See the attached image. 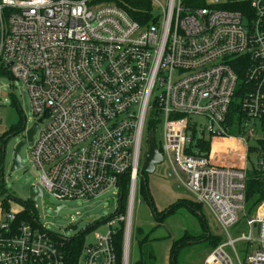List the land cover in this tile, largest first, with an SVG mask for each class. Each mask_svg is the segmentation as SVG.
Wrapping results in <instances>:
<instances>
[{"label": "built area", "instance_id": "obj_1", "mask_svg": "<svg viewBox=\"0 0 264 264\" xmlns=\"http://www.w3.org/2000/svg\"><path fill=\"white\" fill-rule=\"evenodd\" d=\"M116 1L0 0V74L24 84L42 119L30 147L42 196L88 200L116 189L118 197L125 179L129 189V209L107 233L90 239L96 223L67 238L38 219L20 221L26 208L6 199L0 179V264H70L64 247L75 237L84 239L76 264H130L151 118L169 176L224 232L202 264H264V203L249 215L246 200L249 150L264 140V0H132L149 4L137 9L142 19ZM242 82L233 134L228 117ZM243 220L248 234L233 238Z\"/></svg>", "mask_w": 264, "mask_h": 264}, {"label": "rangeland", "instance_id": "obj_2", "mask_svg": "<svg viewBox=\"0 0 264 264\" xmlns=\"http://www.w3.org/2000/svg\"><path fill=\"white\" fill-rule=\"evenodd\" d=\"M158 1L163 5L167 3V0ZM12 83H14V90H12ZM36 121L31 98L24 84L18 80L12 82L8 74H0V138L13 126L24 123L23 126L31 128ZM202 122L204 123L205 120H202ZM155 137L159 142L161 135L158 130L155 132ZM22 140L23 132L10 134L4 138L6 144L3 162L5 180L3 190L9 195L28 201L30 200L32 188L41 187V172L33 165L30 159L31 149L28 144L24 145L20 151L23 167L11 172L16 147ZM144 150H146V143L144 144ZM256 160V157H251L253 163L257 162ZM141 166H143V161ZM169 167L168 163L163 162L157 165L154 174H142L138 180L132 206L130 264H133L140 258L137 229L141 228L146 236L156 226L153 208L149 199H152L154 208L158 212L165 211V215H167V210L176 203L193 202L192 197L183 189L180 181H177L174 176H169L171 172ZM248 167L250 168L251 165ZM183 179H185V176H183ZM143 182L144 185L146 184L145 187L148 190L144 195L142 194ZM117 193L118 191L113 189L93 199L60 202L44 190L43 196L34 203L36 208V210L34 208V211L41 225L67 238L84 232L90 229V226L98 223L94 230H88L87 232L89 238L93 239L96 234L107 233L109 230L107 222L119 215L116 214L119 206V196H116ZM126 201L127 203L122 210L123 214L129 209V195ZM61 204H65V207L56 212L55 208ZM202 213L204 215L205 227L199 220V217L194 215L187 207L182 206L176 209L175 213L171 216L164 215L165 223L151 235V239L160 238L161 240L148 243V249L155 254V264H170L171 247L175 241L181 238L185 240L188 238L191 241H187V244L179 251L178 261L180 264H201L210 252L211 247L217 245H209L203 241V232L225 239L220 224L207 207H202ZM77 224L78 230L75 232L70 231V228ZM247 234L248 228L244 220L231 230L233 238H239ZM242 247L243 244H240L238 251L243 258L244 254L240 252V248ZM145 250L146 246L143 248V251Z\"/></svg>", "mask_w": 264, "mask_h": 264}, {"label": "trees", "instance_id": "obj_3", "mask_svg": "<svg viewBox=\"0 0 264 264\" xmlns=\"http://www.w3.org/2000/svg\"><path fill=\"white\" fill-rule=\"evenodd\" d=\"M117 4L124 9L129 15H131L135 19H142V13L139 12L137 9L139 7L142 8H149V4L143 2V1H132V0H117ZM241 86L239 87V91L235 97V100L233 101L232 107L229 112V117H228V125L231 127V133L233 134H238L239 131L237 129L239 122L243 119V115L241 114V101L243 98V87L245 84L243 82L240 84ZM24 124V123H23ZM23 124H18L16 126L11 127L7 132L3 134V136L0 138V155H1V164L4 162V149H5V144L6 141H4V138L9 136L10 134L14 133H21L23 131ZM156 124L154 119H150L148 123V132L154 131L156 129ZM259 128L261 129L262 135H264V117L260 121ZM206 147H209V145H206ZM208 149V148H207ZM256 157L255 163L251 161V157ZM249 159L251 162V167L248 169V182H247V192H246V200H247V211L249 215H252L257 207L261 204L264 203V166H258L256 163L260 161H264V140H258L254 145L251 147L249 150ZM1 180L4 179V172L1 171ZM145 182V181H144ZM144 182L142 183V194H146V191L148 192L147 188L144 185ZM4 191V196L7 195V192ZM129 195V189H128V183L127 179L123 181V187L121 190V195L119 196V206L117 209L116 214H123V208L125 207L127 203ZM6 199H10L14 202H17L18 204L22 205L23 207L26 208L25 212H22L19 215V220L20 221H28L29 223H35L37 218V214L34 211V203L30 200L24 201L21 200L13 195H7ZM151 202V206L153 208L154 216H155V223L156 226L150 231V234H147L146 236L144 235V231L141 228L137 229V236H138V244H139V251H140V258L134 262L133 264H155L156 263V257L155 254L148 249V243L153 242V241H159L161 240L160 238H152L151 235L165 223V216H171L175 213L176 209L180 207H187L189 208L194 215H197L199 217V220L202 222V224L205 227V220H204V215L202 213V206L197 203H176L172 205L171 208H169L167 211V215H165L164 212H158L156 208H154V205L152 203V199H149ZM7 210H9V204L5 206ZM127 208V206H126ZM126 210V209H125ZM32 212V213H31ZM165 215V216H164ZM98 224V223H97ZM204 229V228H203ZM207 231V230H206ZM123 230L120 229L118 232V249L119 251L121 250L122 247V238H123ZM201 237V236H199ZM202 237H204L205 242H207L209 245H214L217 244L218 246L222 242L221 237H215L212 235H209L206 232H203ZM166 238V237H165ZM162 238V239H165ZM187 241H191L188 238L185 240L183 238L175 241L171 247L170 250V264H180L178 261V254L180 249L187 244ZM84 244V239L83 237H75L68 241L64 247V251L66 253V257L68 258V262L70 264H76L77 260L79 258V255L81 253L82 247ZM146 246V250L143 251V248ZM213 246V247H216ZM121 257V254H120ZM120 264H121V259H120Z\"/></svg>", "mask_w": 264, "mask_h": 264}, {"label": "water", "instance_id": "obj_4", "mask_svg": "<svg viewBox=\"0 0 264 264\" xmlns=\"http://www.w3.org/2000/svg\"><path fill=\"white\" fill-rule=\"evenodd\" d=\"M42 122L40 119L36 122L29 130L26 132V140H22L16 147L13 164L11 167V172L19 170L23 167L22 159L20 157V151L22 147L28 144L30 147L33 145L34 136L36 135L38 125ZM5 152V149H4ZM164 161L162 154L159 152L157 147V142L155 138L154 131H150L148 135V152L146 155L145 164L143 166V172L147 174H154L156 171L157 165L162 164ZM42 196V191L39 187H33L30 195V201L35 203L39 197ZM65 206H59L55 208V211L58 212L63 209ZM78 230V224L70 228V231L75 232Z\"/></svg>", "mask_w": 264, "mask_h": 264}, {"label": "flooded vegetation", "instance_id": "obj_5", "mask_svg": "<svg viewBox=\"0 0 264 264\" xmlns=\"http://www.w3.org/2000/svg\"><path fill=\"white\" fill-rule=\"evenodd\" d=\"M26 128H27V126H23V131H22V132H24ZM22 132H21V133H22Z\"/></svg>", "mask_w": 264, "mask_h": 264}, {"label": "crops", "instance_id": "obj_6", "mask_svg": "<svg viewBox=\"0 0 264 264\" xmlns=\"http://www.w3.org/2000/svg\"><path fill=\"white\" fill-rule=\"evenodd\" d=\"M193 202H194V201H193ZM202 207H204V206H202ZM223 240H224V239H222V241H223ZM212 248H214V247H211V249H212ZM202 263H203V262H202ZM202 263H201V264H202Z\"/></svg>", "mask_w": 264, "mask_h": 264}, {"label": "bare ground", "instance_id": "obj_7", "mask_svg": "<svg viewBox=\"0 0 264 264\" xmlns=\"http://www.w3.org/2000/svg\"><path fill=\"white\" fill-rule=\"evenodd\" d=\"M234 144L233 145H236L235 142H233ZM232 145V143L230 144V146Z\"/></svg>", "mask_w": 264, "mask_h": 264}]
</instances>
